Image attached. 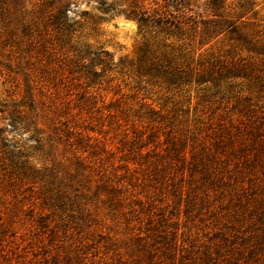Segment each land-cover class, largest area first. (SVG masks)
Here are the masks:
<instances>
[{
  "label": "rangeland",
  "instance_id": "374dc122",
  "mask_svg": "<svg viewBox=\"0 0 264 264\" xmlns=\"http://www.w3.org/2000/svg\"><path fill=\"white\" fill-rule=\"evenodd\" d=\"M41 1L21 0L26 22ZM157 1L67 0L80 26L70 43L46 36L26 51L6 45L0 20V264H264V0H250L241 20L261 54L224 35L202 48L178 42L120 14ZM240 3L226 0L224 15ZM187 5L197 20L214 19L211 0ZM162 42L184 55L185 71L213 56L243 59L251 74L169 83L139 61L145 45ZM21 101L28 114L18 125L10 111ZM85 157L93 166L82 181L124 189V208L98 202L76 215L45 203L54 179L67 183ZM203 164L220 172L218 186L203 185Z\"/></svg>",
  "mask_w": 264,
  "mask_h": 264
},
{
  "label": "trees",
  "instance_id": "16d2710c",
  "mask_svg": "<svg viewBox=\"0 0 264 264\" xmlns=\"http://www.w3.org/2000/svg\"><path fill=\"white\" fill-rule=\"evenodd\" d=\"M225 1L211 0L212 16L214 18L211 20H203L202 18L197 20L191 15V9L187 5V0H158L155 3L156 7L152 9L150 7L146 8L143 2L138 4L131 3V5L120 11V14L135 21L141 31L152 28L165 37L175 38L178 42L184 43L187 41L194 43L198 41L199 47L202 48L209 44L211 40L224 35L229 40L236 42L241 49H245L249 53L261 54L260 47H258L260 41L256 37H253L254 34L247 32V23L241 21L246 12L251 11L253 8L250 0H241L238 6L240 13L234 12L227 15H224ZM66 3L67 0H42L38 8L36 21L26 22L24 20L25 12L21 0H0V20L2 30L7 36L5 40L6 45L9 48H14L15 51H22L23 46H25L23 50H27V48L30 50L33 45L38 44L46 36L55 37L60 45L69 44L72 35L80 26L78 23H71L67 19V13L64 10ZM9 6L12 8L8 9ZM76 45H74V51L79 54L83 53L82 55L85 57L89 49L80 43L78 46ZM168 47L162 42L161 45H157L155 52L149 48V45H145L141 50L139 61L145 67L146 72L161 74L169 83H181L192 80L196 83L211 82L219 84L221 80L229 77L248 76L251 74L252 65L244 62L243 59L226 62L213 56L208 57L206 62L198 65L197 70L185 71L181 65L185 64L186 61L181 63L178 61V59L184 58V55L175 57L172 55V52H174L173 48L168 49ZM159 50L160 52H157ZM108 57L107 53L98 52L95 66H100L101 69L106 67ZM82 63H85V61ZM103 72L104 70L100 73ZM92 74L96 76L97 72ZM21 104L22 101L19 105H13L10 111V120L16 122L18 125H21V123L16 120L20 119L21 121L28 114L25 109L18 110V106ZM26 107L31 108L32 105L27 104ZM0 154V159H4V156L7 155L4 150H1ZM92 166L86 157L79 159L76 175H69L67 183L57 181L56 178L54 179L53 183L56 182L58 185L56 188L46 192L48 195L45 194V203L64 213H74V211H77L76 215L82 211L88 213L90 211L89 205L98 202L107 204L110 210H115L116 207L124 208V203L128 200L127 196L120 195L124 194V189H120L117 186L112 187L107 184V181H102V184L96 185L92 191L91 187H87V183L82 181L91 175ZM201 169L203 170L201 173L203 185L208 187L218 186L220 179L218 174L220 172L217 174L215 169L205 164L202 165ZM260 169V171L264 172V161ZM194 171H196V168ZM262 178H264V175ZM75 180L76 183H74ZM101 194H106V200H100L99 196ZM138 203L141 204V201L138 200ZM71 209H74V211ZM261 211L264 212L263 209ZM129 213H136L138 225L143 223V220L140 219L141 213L138 210H130ZM253 214L257 218L263 219L261 213L257 215L255 211ZM133 221L131 219L127 225H132ZM152 228H155V226ZM136 236L141 238L138 234Z\"/></svg>",
  "mask_w": 264,
  "mask_h": 264
}]
</instances>
